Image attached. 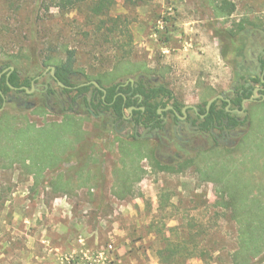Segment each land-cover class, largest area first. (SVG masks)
Wrapping results in <instances>:
<instances>
[{
  "label": "rangeland",
  "instance_id": "374dc122",
  "mask_svg": "<svg viewBox=\"0 0 264 264\" xmlns=\"http://www.w3.org/2000/svg\"><path fill=\"white\" fill-rule=\"evenodd\" d=\"M99 1L62 10L56 0H0V75L11 65L53 90L26 96L1 83L4 111L19 117L11 124L27 131L22 144L10 131L12 143L31 144L4 141L0 155V264H231L239 223L229 193L264 204V101L247 104L248 126L227 141L187 131L191 150H158L156 139H128L133 126L122 136L111 115L91 114L85 83L164 85L184 106L228 95L241 74L262 75L245 60L264 45V0H226L231 13L218 9L225 0H114L96 13ZM241 29L251 37L233 42L228 34ZM70 55L76 87L64 91L50 66ZM166 117L152 129L169 143L176 124ZM63 121L68 144L35 138ZM239 131L247 132L241 142ZM128 174L134 186L120 197ZM188 242L190 250L170 248Z\"/></svg>",
  "mask_w": 264,
  "mask_h": 264
},
{
  "label": "trees",
  "instance_id": "16d2710c",
  "mask_svg": "<svg viewBox=\"0 0 264 264\" xmlns=\"http://www.w3.org/2000/svg\"><path fill=\"white\" fill-rule=\"evenodd\" d=\"M83 1L85 0H56L57 6L62 10H69L75 8L79 3ZM113 3L114 0H100L95 9L96 13L105 12V10L111 7ZM233 8V3L225 0L224 3H222V6H220L218 9L221 11H227L228 9V11H230L229 13H231ZM117 28H119V26H117ZM232 33L233 32L231 31L228 34V37L233 42H235L237 36L241 37L245 41L247 38L251 37L249 29H241L238 34ZM122 34H125V31H123ZM219 35H221V32L219 33ZM262 47H264V45H260L259 48ZM256 51L257 50L254 49L253 53ZM261 62L264 63L263 56H261ZM52 65L55 66V74L58 79L56 83L59 87H63L64 91L67 89V87H76V84L72 81V77L75 75V71L73 68L74 58L72 55L69 56V59L67 61L53 63ZM6 68L7 72H5L2 78L0 79L1 83L5 84L13 92L25 93L26 96H29L27 89L21 87L26 86L29 90H31L32 78L24 76L21 71L17 68L11 71V65H7ZM8 72H11L9 76ZM59 81H61L65 85V87L60 85ZM93 81L94 80L90 81V84L87 85V87L92 88V94L91 97L85 98L86 106L91 114H101L102 112H105L106 114H111L113 116V127L116 123L122 126L125 124H130L131 122H134L135 124H143L148 128H153L156 125H165L166 121L164 120V118H161V114L158 112V108H165L172 101L173 106L177 108V110L182 115L181 110L184 107V104L180 103L176 99L174 92L164 85L146 86L143 81H137L135 83L129 81L128 83H113L110 86L106 87L103 83V80L97 78L96 81L107 90V94L105 95L104 90L98 87ZM260 81L261 78L258 76L253 77L251 75L246 76L244 74H241L240 78L234 86L235 94L231 98L233 104L232 107H238L241 109L243 100L245 98H250L253 94V83H257ZM8 82L12 86L19 88L18 91H14L12 88H10L8 86ZM2 92H0V108L3 107L5 101L9 100V95H7V93L3 90ZM48 92L52 93L53 90L50 89ZM137 93L143 96V102H138L140 97L136 95ZM125 96L128 97L127 101H125ZM207 102L208 101H205L204 105L199 106L200 114H197V119L189 118L187 123H184L185 126L183 129L185 130L189 128L188 130L190 132V135H193L194 137L198 136L199 134H210L211 136H213L212 130L219 131L221 135L226 132L231 135L234 134L238 127H240L244 123H247L248 121V118L240 120L239 114L227 111V101L218 99L213 103L209 112L207 110ZM140 105H144L146 107V110L143 111L139 109L137 111V116L133 120L125 118V108ZM74 106L75 105H71V110ZM201 115H205V117L202 118ZM174 117L176 121L175 124H177V121H179V117L177 115H175ZM18 119L19 117H17V115H11L7 111H4V109L0 111V155H3L5 153L3 148L4 141L9 147H12L13 145L14 147L19 146V148H21L23 145H28L30 148L31 142H28L23 145H18L23 143L22 138L25 137L27 134L26 129H23L22 127H17L16 124V127H14L11 124V120L18 121ZM63 122L64 123H55L43 129H39L35 134V138L43 137V140L49 139L52 140L54 143H58L60 145L68 144L69 137L67 134V125H71V123H69L68 121ZM10 131H14L17 139L21 138L18 144L15 142L12 143V137H10L9 134ZM170 140V144L166 143L165 140L162 141L160 143L161 145H159L157 149L159 150L161 149V147H165L164 144L168 147L169 150L171 149L172 151L174 150V147H178L186 152L191 150L192 148V143L186 142L185 139L181 140L179 135H177L174 130L172 131ZM215 140L217 141L216 138ZM217 143L219 142L217 141ZM55 146L59 145L55 144L54 147ZM84 146H86V144ZM197 150L201 154H205V152L208 151L202 148H197ZM156 161L161 169L169 171L179 170L177 169V166L174 162H164L158 159H156ZM47 167V165H43L41 170H44ZM130 176L131 175L128 174L126 177H124V180H127L129 182H126L125 184L123 183L125 188L121 189V193L118 192L120 197H123L124 194H128L127 192L134 186L131 182L132 178ZM122 179L123 178H121V180ZM229 196L231 199L234 200V203L231 204L233 206V215L239 223L238 247L231 255V264H256L254 262L255 259L264 258V204H262L261 201L254 196H247V202H243L244 197H242L241 192L237 190H231ZM189 244V242L187 245H184L182 243H173L171 244L170 248L173 246V248H176V251L190 250ZM177 245L180 246L177 247ZM197 247H195V250ZM170 248H167V250H170ZM202 252H204V250L200 251L199 253ZM209 258H211V256H209Z\"/></svg>",
  "mask_w": 264,
  "mask_h": 264
},
{
  "label": "flooded vegetation",
  "instance_id": "af4514ba",
  "mask_svg": "<svg viewBox=\"0 0 264 264\" xmlns=\"http://www.w3.org/2000/svg\"><path fill=\"white\" fill-rule=\"evenodd\" d=\"M261 56L264 57V47L262 48H259V53L257 52H254V58H256V61L255 59H251L250 60V63L249 61L246 59L245 62L250 64L251 67H254V70H259L260 68H262V75L260 76L261 78V81L260 82H257V83H253V86H254V90H253V94L250 98L253 97V95L255 94V91L256 89L258 88L257 90V94L258 96L253 100V101H249L246 103V107H244V100L245 99H250V98H245L243 100V103H242V108H238V107H232V100L231 98L234 96L235 94V89L234 87L232 89H230V93L228 95H224V98L222 99L223 101H227L228 104L226 105V110L227 111H230L231 113H237L239 114L240 116V120H244L247 118V104L251 103V102H263L264 101V63L261 62ZM13 71V70H11ZM50 72H51V75H52V71H51V68H50ZM11 74V72H8V76ZM246 76H253V77H256L257 75L255 73H246L245 74ZM3 76V75H2ZM1 76V78H2ZM41 76L42 75H36L35 77H33L31 79V85H32V89L35 87V90L34 91H49L52 86L48 83H42L40 82V79H41ZM259 77V76H258ZM0 78V79H1ZM52 78L54 79V81H58L57 78H55L53 75H52ZM1 81V80H0ZM132 83L133 80H130ZM90 82V81H89ZM128 83V82H126ZM85 85H88L85 83ZM235 86V85H234ZM41 87H43V89H41ZM65 87V86H64ZM21 88H25L27 89V91L29 90L28 88H26V86L24 87H21ZM20 88V89H21ZM67 88H72V87H67ZM0 89H1V82H0ZM19 88H16V89H13L14 91H18ZM31 89V90H32ZM2 92V90L0 91ZM3 93V92H2ZM105 93V91H104ZM120 93H123V92H120ZM107 94V90H106V93L105 95ZM137 96L140 97L139 101L138 102H143L144 98L141 94L137 93L136 94ZM128 97L125 96V101H127ZM173 101L165 108H162V107H159L158 108V112L161 114V118H164L165 121H167L169 119V117H166L168 115H172L174 120H175V115H177L179 117V121H177V124L174 125V131L177 133V135H179L180 139H185L186 142H190V140L187 139V131L189 132V130L187 129H183L184 128V123H187V121L189 120V118H191V111H195L196 114H200V107L199 106H195L194 107H190L186 110L187 114L184 113V107L182 108L181 112H182V115L180 114V112L177 110V108H175L173 106ZM5 104H6V101L3 105V107L5 108ZM169 106H173V108H168ZM130 107H133V110L130 112L129 109ZM128 108H125V118L127 119H130V120H133L137 115H134L133 114V111L137 112L139 109L145 111L146 110V107L144 105H140V106H130ZM3 108V109H4ZM1 109V108H0ZM126 111H128L129 113L126 114ZM173 111V112H172ZM210 111V110H209ZM68 112V111H67ZM101 114H105V112H102ZM111 115V114H109ZM202 118L205 117V115H201ZM112 119H113V116L111 115ZM176 122V121H175ZM118 126L119 124H115L114 125V129H116L117 131H119L121 133V135L123 136L124 133L126 132V130L128 129V127L130 126H133L134 127V132L132 133H127V137L128 139H156L158 141V143H161L162 141H164V137L162 135V133H160L157 129H152V128H148L146 126H144L143 124H135L134 122H131L130 124H125V125H122L121 126V129H118ZM248 126L247 123H244L242 124L240 127L238 128H246ZM140 128H144V131L140 134L139 133V130ZM154 128V127H153ZM152 130V131H150ZM149 132V133H148ZM212 134H213V140L216 138L217 141L219 142H224V141H227L230 139L231 135L229 133H223L221 135V133L217 130H212ZM239 137H238V141L241 142L242 140H244L245 136L247 135V132L245 131H239ZM215 137V138H214Z\"/></svg>",
  "mask_w": 264,
  "mask_h": 264
},
{
  "label": "water",
  "instance_id": "95a60500",
  "mask_svg": "<svg viewBox=\"0 0 264 264\" xmlns=\"http://www.w3.org/2000/svg\"><path fill=\"white\" fill-rule=\"evenodd\" d=\"M50 68H51V71H52V75H53L55 78H57V76H56V74H55V66H54V65H51ZM14 69H15V67H14V66H11V70H14ZM0 78H1V75H0ZM93 82H94L98 87H100L101 89H103V90L105 91V93H106V89H105L104 87H102V86H101L96 80H94ZM59 84L62 85V86H65L61 81H59ZM86 84H90V82H88V83H86ZM8 86H9L10 88H12V89H16V87L12 86L9 82H8ZM26 88H27V87H26ZM34 90H35V87H34L32 90H28V91H29V92H32V91H34ZM257 90H258V88L256 89L255 94L253 95L252 98H250V99H245V100H244V107H246V103H247V102H249V101H253V100L258 96V94H257ZM0 91H1V89H0ZM223 98H224V94H218V95L212 97L211 99H209L208 102H207V110H208V112H209V110L211 109V107H212V105H213V103H214L215 101H217L218 99H223ZM190 107H194V105H185V107H184V113H185V114H187L186 110H187L188 108H190ZM3 108H4V107H2V108L0 109V111H2ZM168 108H173V106H169ZM132 110H133V107H130L129 111L131 112Z\"/></svg>",
  "mask_w": 264,
  "mask_h": 264
},
{
  "label": "crops",
  "instance_id": "0c3cea01",
  "mask_svg": "<svg viewBox=\"0 0 264 264\" xmlns=\"http://www.w3.org/2000/svg\"><path fill=\"white\" fill-rule=\"evenodd\" d=\"M214 97V96H213ZM86 168V167H85ZM86 172L88 173L89 176H92L94 177L96 174H95V170L93 168H87ZM97 173V172H96Z\"/></svg>",
  "mask_w": 264,
  "mask_h": 264
}]
</instances>
